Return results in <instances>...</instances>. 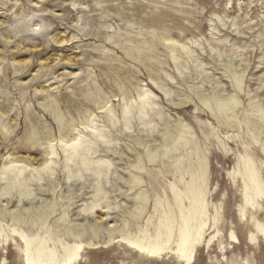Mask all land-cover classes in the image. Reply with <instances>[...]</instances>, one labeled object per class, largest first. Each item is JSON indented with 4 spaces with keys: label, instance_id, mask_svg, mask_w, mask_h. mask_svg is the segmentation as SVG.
Segmentation results:
<instances>
[{
    "label": "rangeland",
    "instance_id": "rangeland-1",
    "mask_svg": "<svg viewBox=\"0 0 264 264\" xmlns=\"http://www.w3.org/2000/svg\"><path fill=\"white\" fill-rule=\"evenodd\" d=\"M3 168L0 264H23L18 233L58 258L82 243L74 264H182L120 240L195 230L192 264H264V235L247 243L264 227V0H0Z\"/></svg>",
    "mask_w": 264,
    "mask_h": 264
},
{
    "label": "bare ground",
    "instance_id": "bare-ground-1",
    "mask_svg": "<svg viewBox=\"0 0 264 264\" xmlns=\"http://www.w3.org/2000/svg\"><path fill=\"white\" fill-rule=\"evenodd\" d=\"M77 143H78V138L75 139L70 145H68V148L75 146ZM49 154L52 155L54 154V152H50ZM5 172L6 169L3 168L0 174H4ZM239 175L240 173L238 171V173H236V176L238 177ZM202 176H203V172L201 173V177ZM240 179L242 180L241 182L243 185L244 202L245 205H248V201H247L248 198L247 192L249 189L248 183L243 179L242 176ZM248 181L251 183L252 187L256 191L255 197L257 196L259 198V196L261 195V182L254 169L250 170L248 174ZM194 182L195 181L192 179L191 183ZM197 192H198V199L200 201L202 200V195L200 193L201 192L200 186L197 187ZM243 215L241 214V216ZM252 222H253V230L249 232V235H247L248 236L247 243L249 245L256 242V240H258L259 237L264 235L263 225L260 222L256 221L255 219H253ZM17 236L19 237L21 243L23 244V247H21L20 249V256L22 258L23 264H74L78 260H81L84 250L87 249V247H85V245H83L80 242L64 243L60 247L62 255L60 258H58L54 253V251L49 250L47 247L43 245L42 242L41 245L38 248H36L35 253L33 254L32 253L33 236L30 237L29 235H25L24 233H18ZM228 236H229V240L232 241L231 242L232 244L238 243V238L235 236L234 232H231ZM128 237H122L120 240L121 244L129 247L130 249H133L134 251L140 253L141 255L150 259H156V258H161L167 253H173V255L175 254L178 261L182 264H192L194 262L195 247L204 241V236L202 235L200 230H195L192 233V235L189 234V236L179 235L178 237H176L177 238L176 242L172 239V236L170 234H168L162 239H160L158 235H155L154 237L148 236L142 239H131ZM213 237L214 236H212L209 242L213 241V239L215 238ZM2 262H4V260H2Z\"/></svg>",
    "mask_w": 264,
    "mask_h": 264
}]
</instances>
